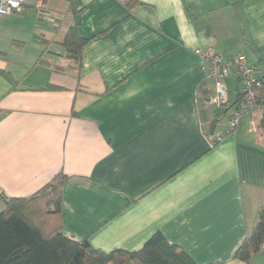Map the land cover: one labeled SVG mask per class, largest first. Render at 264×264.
<instances>
[{
  "label": "crops",
  "instance_id": "crops-1",
  "mask_svg": "<svg viewBox=\"0 0 264 264\" xmlns=\"http://www.w3.org/2000/svg\"><path fill=\"white\" fill-rule=\"evenodd\" d=\"M28 1L0 17V211L63 173L61 231L94 249L135 251L159 232L196 264H264L233 258L264 206L261 107L211 146L239 82L227 78L216 118L193 52L264 71V0H73L75 15ZM72 16L88 39L79 67L58 43Z\"/></svg>",
  "mask_w": 264,
  "mask_h": 264
},
{
  "label": "trees",
  "instance_id": "trees-1",
  "mask_svg": "<svg viewBox=\"0 0 264 264\" xmlns=\"http://www.w3.org/2000/svg\"><path fill=\"white\" fill-rule=\"evenodd\" d=\"M67 1L66 14L75 15L73 0ZM121 1L129 10L140 4L138 0ZM87 40L80 35L75 16H72L67 32L58 43L64 48L67 59L79 67L81 49ZM49 88L61 89L57 86ZM261 93L259 128L264 133V71ZM238 100L239 93L235 103ZM223 111L216 108V118ZM65 179L66 176L60 173L28 198L3 199L5 205L0 211V264H196L179 246L169 244L159 232L149 237L138 250L110 252L92 248L86 239L76 240L64 235L59 216L60 189ZM263 242L264 206L258 210L250 232L236 249L233 258L250 263L252 256L261 252Z\"/></svg>",
  "mask_w": 264,
  "mask_h": 264
},
{
  "label": "built area",
  "instance_id": "built-area-1",
  "mask_svg": "<svg viewBox=\"0 0 264 264\" xmlns=\"http://www.w3.org/2000/svg\"><path fill=\"white\" fill-rule=\"evenodd\" d=\"M39 1L41 2V0ZM40 2L35 6L41 12L43 6ZM27 3L28 0H0V17L20 11ZM193 52L198 58L199 65L206 69L207 78L214 84L212 102L218 109L228 108L227 78L235 75L239 82V100L233 105L224 132L215 136L206 132L210 145L214 146L223 135L233 133L239 120L259 105L262 97L263 71L257 67L247 65L242 54L227 55L211 49L200 48L194 49ZM260 251L264 253V242Z\"/></svg>",
  "mask_w": 264,
  "mask_h": 264
},
{
  "label": "rangeland",
  "instance_id": "rangeland-1",
  "mask_svg": "<svg viewBox=\"0 0 264 264\" xmlns=\"http://www.w3.org/2000/svg\"><path fill=\"white\" fill-rule=\"evenodd\" d=\"M28 3H29V1H28ZM28 3H27L26 5H28ZM28 11H30V9L27 8V12H28ZM27 14H28V13H27ZM9 17H10V16H7L6 18H9ZM62 17H63V16H62ZM62 20H64V19L62 18ZM3 34H4V32H3ZM57 61H58V60H57ZM68 62H70V61L67 60V59L64 60V63L68 64ZM70 63L72 64L73 62H70ZM64 65H65V64H64Z\"/></svg>",
  "mask_w": 264,
  "mask_h": 264
}]
</instances>
